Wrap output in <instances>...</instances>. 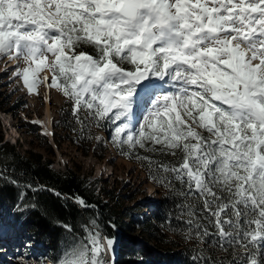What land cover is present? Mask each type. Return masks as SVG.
Returning <instances> with one entry per match:
<instances>
[{"label":"snow or ice","instance_id":"1","mask_svg":"<svg viewBox=\"0 0 264 264\" xmlns=\"http://www.w3.org/2000/svg\"><path fill=\"white\" fill-rule=\"evenodd\" d=\"M3 55L27 65L29 93L36 71H51L49 87L111 130L122 154L182 153L178 165L136 158L196 201L178 206L189 237L230 251L228 264H264V0H0ZM90 223L56 264H115L117 237Z\"/></svg>","mask_w":264,"mask_h":264},{"label":"trees","instance_id":"2","mask_svg":"<svg viewBox=\"0 0 264 264\" xmlns=\"http://www.w3.org/2000/svg\"><path fill=\"white\" fill-rule=\"evenodd\" d=\"M76 51L96 55V50L88 45H81ZM62 97V104L54 111L57 119L51 125L56 147L67 141L83 154L104 158L110 146L118 156L140 165L146 178L157 188L158 197L142 203L135 201L136 193L116 192L113 185L100 186L96 191V180L80 176L72 168L55 171L49 165V158L42 159L40 153L33 151L20 154L14 145L3 142L0 135V209L6 218L11 215L12 219L5 218V230L22 236L28 255L34 252L41 264H56L58 254L74 241L83 239L85 226L91 227L90 222L95 220L105 236L114 235L118 239L115 264H194L192 257L197 254L209 258L207 264H228L230 251L226 253L213 246L211 239L202 244L194 233L187 235L185 221L189 217L178 206L196 201L180 195L185 186L174 179L170 186L157 183L150 176V171L153 176L156 172L150 169L148 161L136 158L150 157L158 163L178 165L183 154L179 151L176 156L153 153L137 146L129 155H124L112 142L111 130L98 127L83 109L79 110L78 118L74 116L72 104L63 93ZM196 131L209 136L203 129L196 128ZM48 150L52 151L49 145ZM123 151H128L127 146ZM76 197L82 198L88 207L76 203ZM148 206L151 216L142 217V208ZM63 225H70L72 231H66ZM208 227L209 231H215ZM135 234L140 238L136 239Z\"/></svg>","mask_w":264,"mask_h":264},{"label":"rangeland","instance_id":"3","mask_svg":"<svg viewBox=\"0 0 264 264\" xmlns=\"http://www.w3.org/2000/svg\"><path fill=\"white\" fill-rule=\"evenodd\" d=\"M49 57V62H51L54 57H51V54ZM26 66L22 59L15 60L7 55L0 56V135L2 141L14 145L15 151L20 154L25 155L26 152L33 151L40 153L42 159L49 158L51 161L49 165L55 171L62 172L72 168L78 171L80 176L96 180V191L100 186L109 188L113 185L112 188L116 189V192L136 193L135 201L143 203L152 198L156 199L158 197L157 188L146 178L140 165L118 156L111 149L112 147L108 146L106 149L108 152L104 158L95 157L91 153L83 154L67 141L62 142L60 148L56 147L50 134L52 126L48 125V122L52 123L57 119L54 111L63 102L62 92L56 87L52 89L49 87L51 85L49 80L53 73L42 66L35 73L36 83L32 85L33 91L29 93L22 79V70ZM32 67L35 68V65ZM31 81L32 77H30V83ZM44 82L49 90L48 114L44 113L45 104L42 99ZM136 119H143L140 112L137 113ZM104 143L108 145L106 141ZM48 145L51 147V152H48ZM148 208L143 207L140 214L148 217ZM5 220V216L0 212V221L5 222ZM6 231L0 238V264H41L34 252L31 256L26 255L27 243H24L22 236ZM135 237L140 238L137 234Z\"/></svg>","mask_w":264,"mask_h":264},{"label":"bare ground","instance_id":"4","mask_svg":"<svg viewBox=\"0 0 264 264\" xmlns=\"http://www.w3.org/2000/svg\"><path fill=\"white\" fill-rule=\"evenodd\" d=\"M15 62V61H14ZM14 64V63H13ZM44 74H46L45 72H43ZM45 77V76H44ZM43 91H46V95H44V98H43V100H44V113L45 114H48L47 113V111H49V105H48V103H49V101H48V99L47 98H49L48 97V95H49V90H48V87L46 86V84H45V82H44V85H43ZM51 123H50V121L48 122V125H50Z\"/></svg>","mask_w":264,"mask_h":264},{"label":"water","instance_id":"5","mask_svg":"<svg viewBox=\"0 0 264 264\" xmlns=\"http://www.w3.org/2000/svg\"><path fill=\"white\" fill-rule=\"evenodd\" d=\"M43 97V96H42Z\"/></svg>","mask_w":264,"mask_h":264}]
</instances>
